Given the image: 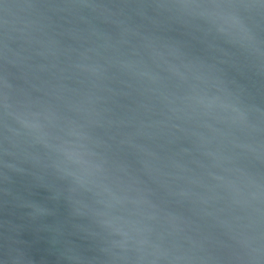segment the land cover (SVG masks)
I'll use <instances>...</instances> for the list:
<instances>
[{"label": "water", "instance_id": "water-1", "mask_svg": "<svg viewBox=\"0 0 264 264\" xmlns=\"http://www.w3.org/2000/svg\"><path fill=\"white\" fill-rule=\"evenodd\" d=\"M0 264H264V0H0Z\"/></svg>", "mask_w": 264, "mask_h": 264}]
</instances>
